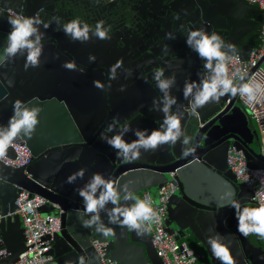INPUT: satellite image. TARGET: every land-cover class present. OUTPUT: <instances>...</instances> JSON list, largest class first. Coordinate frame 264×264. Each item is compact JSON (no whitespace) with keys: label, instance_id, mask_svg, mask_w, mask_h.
Listing matches in <instances>:
<instances>
[{"label":"water","instance_id":"95a60500","mask_svg":"<svg viewBox=\"0 0 264 264\" xmlns=\"http://www.w3.org/2000/svg\"><path fill=\"white\" fill-rule=\"evenodd\" d=\"M54 1L0 0V10H3L0 12V49L10 31L9 14L38 15L48 21L53 18L49 9H52ZM189 2L197 7L193 22L178 17L184 1L167 0L163 5L170 18L160 25L161 30H168L175 39L166 36L159 48L145 49L146 54L157 58V63L150 67L137 61L127 63L119 53L110 52L107 56L106 52L99 50L91 51L96 52V59L89 62L83 55V47L78 46L80 42L71 44L74 49L64 48L67 51L59 48L57 43H43L44 51L38 68L24 70L23 56L0 67V124L7 125L12 114V102L17 98L39 97L42 108L40 123L31 139L14 142L29 150L30 162L14 167L0 161V245L10 253L6 258L0 257V264H14L25 250L23 230L18 215L14 213L20 189L47 200L39 208L40 213H53L58 217L59 229L53 234L48 251L55 264L76 261L81 255L89 258V264H101V257L92 246L94 240L106 243L102 258L116 264H162L151 246L148 232L137 235L133 230L108 224L104 212H101V219L114 230L113 234L105 237L94 228L82 226L78 210L82 209L83 201L75 189L95 172L106 178L111 176L119 181L120 186L126 184L134 197L143 190L151 192L160 187L168 173L173 172L172 182L176 190L166 204V231L175 240L193 237L198 254L202 256L201 248L207 264H220L207 243V238L215 233L220 234L230 249L235 264H264L261 258L264 257V238L255 234L242 236L237 231L234 209L219 206L233 198L231 193L234 192V199L240 201L242 207H257L251 200L250 191L238 183L226 167V152L230 145L242 151L249 168H264V156L251 147L257 140V132L251 128L246 110L235 102V98L231 97L220 111L224 98L219 103H210L199 109L197 117L185 112L182 125L192 137V143L197 145L195 153L188 156L182 154V144L178 141L156 151L141 150L138 159L124 160L100 136L110 123L117 130L126 125L149 131L159 127L162 113L150 109L153 97L161 95L152 80V73L160 68L164 69L165 75L175 74L176 86L172 95L177 98L176 107L187 109L189 102L182 95L184 81L186 78L198 79L197 72L204 70L203 61L185 44L187 30L193 27L217 33L223 30L225 41L236 46L241 58H245L255 44L251 32L262 13L245 0ZM38 10L47 11L45 17L36 14ZM47 30L41 28L42 32ZM128 47L136 49L135 44ZM121 58L124 67L118 70L116 80L109 81V66ZM67 60H74L79 68L84 69L83 73L63 68L62 64ZM129 69L137 73L134 83L122 81L124 70ZM8 80L14 82L13 86L8 87ZM94 80L104 82L105 89L101 91L94 87ZM121 85L125 86L124 91H120ZM124 138L131 141L136 137L133 131H129ZM13 157L10 147L7 158ZM79 168L85 169L84 179H78L74 184L66 183V177ZM122 202L130 205L134 201Z\"/></svg>","mask_w":264,"mask_h":264},{"label":"clouds","instance_id":"9594fccd","mask_svg":"<svg viewBox=\"0 0 264 264\" xmlns=\"http://www.w3.org/2000/svg\"><path fill=\"white\" fill-rule=\"evenodd\" d=\"M3 10H0L2 12ZM58 28H62L66 37L72 41L86 43L92 37L99 40L110 39L109 29L104 21H97L94 30L80 19H72L61 25L60 19L54 18ZM10 31L7 34L6 43L0 49V67L23 56L24 70L38 68L43 55L44 32L52 21H45L38 15L26 16L22 13H11L8 16ZM168 39H175L171 33H166ZM186 46L194 51L197 57L203 61V71L197 72L198 79L186 78L182 87L184 100L188 101L187 109L177 108L178 101L172 95V89L176 86V76L165 75L163 68L152 73V80L159 90L160 96L153 97L151 111L162 113V119L158 128L151 131L147 129H132L130 125L117 130L113 124H108L105 131L101 132V139L111 146L116 155L124 160H135L143 151H156L164 145H175L178 141L182 144V154L188 156L195 153L197 145L192 143V137L187 134L182 125L185 112L192 117L199 115L198 110L210 103H219L225 97H239L247 106L249 114L257 120L264 119V72L250 73L248 68L239 63L238 49L231 42L217 32H208L203 27L187 30L185 36ZM96 59L94 54H89V62ZM231 66V67H230ZM62 67L68 71H79L74 60H67ZM124 67L123 60L117 59L109 66L108 80H116L117 72ZM130 74L131 70H125ZM147 82V81H146ZM13 81L8 80V87L13 86ZM94 87L103 91L105 83L100 80L93 81ZM109 88L110 84L107 85ZM125 86L121 85L120 91ZM42 108L39 97H31L28 100L17 98L12 102V114L8 118L7 125L0 124V161L7 158L9 148L18 139H31L40 123L39 114ZM133 131L135 139L125 140V135ZM111 133V135H109ZM78 159V157H75ZM85 169L79 168L66 177V183L74 184L78 179L83 180ZM83 201L82 209L78 210L83 227L94 228L103 236L113 234V229L107 227L101 219V212L108 217V224H115L121 228L133 230L137 235H143L150 231L151 224L159 223L160 215L152 206L151 198L138 199L125 184L119 185V181L111 176L105 177L100 172L93 173L88 180L75 189ZM220 207L230 206L234 209L237 220V231L244 237L255 234L264 238V204L257 207H242L240 201L234 199L235 193ZM134 201L126 204L122 201ZM111 204L112 207L107 206ZM84 217H87L84 219ZM207 243L213 256L220 264H235V260L228 246L223 242L219 233L207 238ZM10 253L5 249L0 251V257L6 258ZM264 259V257H261ZM66 264H89V258L81 255L76 261H66Z\"/></svg>","mask_w":264,"mask_h":264},{"label":"built area","instance_id":"2783aa9c","mask_svg":"<svg viewBox=\"0 0 264 264\" xmlns=\"http://www.w3.org/2000/svg\"><path fill=\"white\" fill-rule=\"evenodd\" d=\"M245 2L260 10L262 18L255 44L245 58L238 55V60L240 64L248 68L250 73L264 72V0H245ZM230 98L225 97L222 100L219 111L228 104ZM235 102L246 110L249 120L256 125L259 151L264 156V119L257 120L250 115L247 106L239 97H235ZM259 136L262 139L261 142ZM11 148L14 157L2 161L5 165L20 167L30 162L29 150L23 144L14 143ZM225 162L234 179L250 191L254 204L256 206L264 204V168H249L242 151L231 145L227 148ZM173 176L174 173L169 172L166 181L160 187L152 189L151 192L143 190L139 193L140 199L151 198L152 206L160 215L159 223L151 224V229L148 231L150 243L162 264H196L200 257L198 252L188 247L183 241L175 240L173 235L166 231L164 225L167 201L176 190V185L172 182ZM46 203L47 200L43 197L29 194L24 189L18 192L14 213L18 215L23 230L25 250L18 255L14 264H55L48 251L52 245V236L59 229V221L53 213H40L39 208ZM105 244V242L92 241L96 254L101 257V264H116L107 258H102ZM3 250L4 248L0 245V251Z\"/></svg>","mask_w":264,"mask_h":264},{"label":"flooded vegetation","instance_id":"af4514ba","mask_svg":"<svg viewBox=\"0 0 264 264\" xmlns=\"http://www.w3.org/2000/svg\"><path fill=\"white\" fill-rule=\"evenodd\" d=\"M181 1H184L185 4L181 5L182 10H179L181 14L178 17L180 20L185 19L193 22L195 10L197 9L196 5H190L189 0ZM166 2L167 0H153L152 2L146 0H56L51 6L52 9H49L53 15V18L49 19L52 23L47 32H44L42 43L46 45L57 43L59 48L61 47L64 51H67L64 49L67 47L70 49L75 48L71 44L76 41H72L70 37L65 36L62 28H58L54 18L58 17L61 25L72 19H80L82 22L89 24L93 30L97 21H104L105 27L109 29L110 39L99 40L92 37L88 42L80 43L78 46L83 47V55L86 57L90 53L95 55L96 52H91L93 50L106 52L105 55L107 56H110L108 54L110 52L119 53L120 56L126 59L127 63L137 61V63H145L149 66L157 63V58L146 54L145 49L149 47L159 48L160 42L168 33V30L167 32L161 30L160 26L167 23L170 18V15L166 14V10H164L163 5ZM41 12V10H38L36 14L39 13L42 17H45L44 13H47V11L42 12L43 14ZM257 25H255V28ZM255 28L251 32L254 39L257 34ZM219 34L224 38L223 30ZM130 44H135L136 49H129ZM129 70H131L130 74H126L124 70L125 75L122 81L130 80L134 83V81H137L134 77L137 76V73L133 72L132 69ZM136 89L139 90L140 87L137 86Z\"/></svg>","mask_w":264,"mask_h":264},{"label":"crops","instance_id":"0c3cea01","mask_svg":"<svg viewBox=\"0 0 264 264\" xmlns=\"http://www.w3.org/2000/svg\"><path fill=\"white\" fill-rule=\"evenodd\" d=\"M137 196H138V195H137ZM139 199H140V198H139ZM181 241H183L188 247H190V248H192V249H194V250L197 251V246H196V244H195V240L193 239V237L188 236V237H185L184 239H182ZM200 250H201V254H202V256L199 255L200 257L197 259L196 264H202L201 260H202V261H206V262H204L203 264H207V258H206V256L204 255V253H203V251H202L201 248H200Z\"/></svg>","mask_w":264,"mask_h":264},{"label":"trees","instance_id":"16d2710c","mask_svg":"<svg viewBox=\"0 0 264 264\" xmlns=\"http://www.w3.org/2000/svg\"><path fill=\"white\" fill-rule=\"evenodd\" d=\"M260 24V23H259ZM259 24L257 25V27L255 28L256 30V33H257V31H258V26H259ZM256 41V40H255ZM250 126H251V128H254L253 127V124H252V122L250 121ZM251 147L255 150V151H258L259 150V142H258V138H257V140L251 145ZM257 147H258V149H257ZM136 198H138L139 199V194H138V196H136ZM194 250V249H193ZM196 251V250H195Z\"/></svg>","mask_w":264,"mask_h":264},{"label":"rangeland","instance_id":"374dc122","mask_svg":"<svg viewBox=\"0 0 264 264\" xmlns=\"http://www.w3.org/2000/svg\"><path fill=\"white\" fill-rule=\"evenodd\" d=\"M253 126H254V128L256 129V125L254 124ZM259 141H260V142L262 141V139H261L260 136H259ZM257 149H258V147H257ZM201 262H202V264H203V263L206 262V261H202V260H201Z\"/></svg>","mask_w":264,"mask_h":264}]
</instances>
